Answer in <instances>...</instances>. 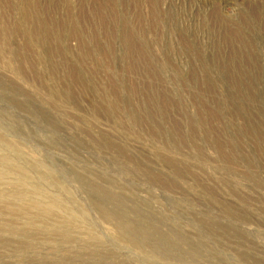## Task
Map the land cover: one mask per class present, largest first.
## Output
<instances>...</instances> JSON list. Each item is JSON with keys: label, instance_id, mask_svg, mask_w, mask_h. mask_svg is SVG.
Wrapping results in <instances>:
<instances>
[{"label": "rangeland", "instance_id": "1", "mask_svg": "<svg viewBox=\"0 0 264 264\" xmlns=\"http://www.w3.org/2000/svg\"><path fill=\"white\" fill-rule=\"evenodd\" d=\"M87 1L0 41V264H264V0Z\"/></svg>", "mask_w": 264, "mask_h": 264}, {"label": "bare ground", "instance_id": "2", "mask_svg": "<svg viewBox=\"0 0 264 264\" xmlns=\"http://www.w3.org/2000/svg\"><path fill=\"white\" fill-rule=\"evenodd\" d=\"M102 1V3L105 4L107 8L105 12L106 15L104 16H106L108 19L111 18L113 20V24L122 23L124 26H126V28H128V16L130 12L127 8H129L130 5L128 2L129 0ZM165 1L166 0H149V4L152 6V11L159 19L161 24H167V22L170 21L172 22L170 17L172 15V11H174L172 7L161 10L160 6L164 4ZM87 2L89 1L0 0V5H2L1 3H4L2 6L6 8L0 9V41L19 39L26 42L38 43L43 41L48 42L49 40H82L83 37L75 34L76 32L72 33L71 35L70 32L76 31L75 28L77 27L78 22L81 21H79V19L86 17V15L89 13V6H87ZM144 3H146V1ZM2 10H6V12L3 13ZM7 13H9L11 16L10 19L12 20V25L7 24V22L4 20V17L7 16ZM248 61H256L257 64L252 70L257 74H264V60H260L255 57H249ZM33 209L36 208L33 207Z\"/></svg>", "mask_w": 264, "mask_h": 264}]
</instances>
